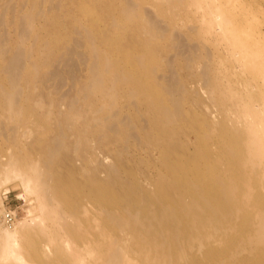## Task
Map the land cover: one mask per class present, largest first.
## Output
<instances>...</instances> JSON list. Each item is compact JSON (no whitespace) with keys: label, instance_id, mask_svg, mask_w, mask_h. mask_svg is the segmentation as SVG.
Wrapping results in <instances>:
<instances>
[{"label":"bare ground","instance_id":"bare-ground-1","mask_svg":"<svg viewBox=\"0 0 264 264\" xmlns=\"http://www.w3.org/2000/svg\"><path fill=\"white\" fill-rule=\"evenodd\" d=\"M18 1L0 0V25ZM97 1L47 0L36 13L45 32L31 35L29 51L0 36V185L19 179L38 209L14 229L0 221V261L29 264L22 247H47L43 255L61 264H264V224L253 238L238 233L243 223L227 226L242 177H264V28L246 29L222 2L145 0L154 16L140 8L135 16L146 23L101 29L99 8L136 12L138 4ZM30 16L18 20L20 39ZM72 33L95 41L89 79L73 78L48 102L34 96L32 68L48 65L63 43L77 45ZM50 73L62 87L63 70ZM37 105L55 107L41 113L45 123ZM34 127L53 135L28 141ZM243 163L251 164L244 176ZM49 211L59 212L50 219L60 232L46 224Z\"/></svg>","mask_w":264,"mask_h":264},{"label":"rangeland","instance_id":"rangeland-1","mask_svg":"<svg viewBox=\"0 0 264 264\" xmlns=\"http://www.w3.org/2000/svg\"><path fill=\"white\" fill-rule=\"evenodd\" d=\"M91 1L93 2L92 4H94L95 0H91ZM104 1H106V0H98L97 3L102 4ZM131 1H133V0H131ZM203 1L216 2V3L222 2L223 3L222 9L227 11V15H231V14L237 15L238 14L241 17H245L244 22L246 25L244 27L246 29H250L254 25H258V24H260L261 27L264 28V0H203ZM48 2H47V0H44V1L38 0L37 5H35V6H33L31 2L28 4L27 0H19L18 2L14 3L15 8L13 7V12H11V11L6 12V14L4 15V18H3V22L0 25V36H1V38L7 39L6 41L13 44V46L15 48H17L19 46L20 48L22 47V48H24V50L26 49L27 51H29L30 46L33 44V38L31 37V35L37 31L38 32L40 31L41 33L45 32L44 31V24L45 23L43 24L44 19H42V14L36 15V13L38 12V10H37L38 8H40L42 12L46 11L48 9V5H49ZM3 4L1 5V8H0L1 12L5 8V6ZM135 4H138L136 7V12H130L128 10L125 11L124 7L122 5H118L116 9H113L114 13L109 12V11L106 12V10L102 13L103 10L102 9L100 10V8H99L98 13H99L100 19L98 22V28H101V29L108 28V25L110 23H112V22L116 23L117 21H122V20L127 21L130 27L136 28L138 25H140L142 23H146V22L141 21V18H138L135 16L136 13L138 12L139 8L141 10L143 9L146 13L149 14V16H154V13H155L154 8L151 5H149V3H147L145 0H140V1L137 0L135 2ZM69 5L70 4H68V6ZM21 7H23V8L21 9ZM62 8H64V7L61 5V9ZM61 9H59V10L58 9H52L49 12V15L50 14H60L61 11L63 10V9L62 10ZM209 9H210V6H205L206 11H208ZM25 12H27V13L32 12V16H30L32 18L28 19V21L26 22L25 30L27 31L26 33H27L28 37L25 39H22V38L20 39V37H19L20 26L18 24V20H20V17L22 15H24ZM31 19H34L35 21H31ZM60 20L62 21L63 17H61ZM65 20L66 21H68V20L73 21L72 17H67ZM9 21H10V23H9ZM66 21H64V22H66ZM31 22L34 23V26L33 25L31 26ZM160 26L163 27L164 22H161ZM108 31H109V29H108ZM152 31L153 30H149L148 33L151 34ZM70 36H71V38H73V40L77 39L76 40L77 45L72 46L70 41L63 43L62 47L57 48L55 50V52H54L55 55L51 56V59L49 60L50 62L47 63L48 65H44V63L41 64L43 67L41 66L40 71L38 70L37 67H36V69H33L32 66L29 65L30 68H32L31 73L37 76L34 83H33V86H32V92H33L34 96L39 95V94L43 95L42 97H44V98H42V99L44 101H47V102L49 101V97H47V94L50 93L51 91L57 92V94H54V96L61 95L62 92L63 93L69 92L72 88V83H70V82H72L73 78L79 79L81 81H84V80L87 81L90 77L89 73L91 70L92 59L89 57L91 55L96 54L95 41H94V39L93 40L91 39V41L87 40L84 42V40H82L81 36H78V34H76V33H72ZM100 36H103V34H101ZM21 40H23V41H21ZM81 44H82V46H80ZM138 47H140L139 42L137 43L136 48H138ZM69 48L70 49L74 48L75 52L73 54H69L68 53ZM104 55L105 54H103L102 56H104ZM52 58H54L55 60H53ZM64 60L68 61L69 62L68 64L72 63L73 67H71V69H69L70 67H66L65 65H62ZM74 61H76V62H74ZM74 63H76V64L74 65ZM54 64L57 65L58 68H61L63 70L65 82H64V85L62 87H59V82H57L58 78L52 76V74L50 73L54 69V66H55ZM70 74H72V76ZM69 76H71V77H69ZM201 83H202V81H199V84H201ZM192 85H194V84H192ZM66 88H68V89H66ZM69 88H70V90H69ZM54 108H55L54 106L51 108H48L47 105H46V107L37 105L35 107V111H37L36 113H39L40 116L35 114L36 115L35 117L38 119V121L40 123H43V122L45 123L46 118L41 116V113L45 112L46 115H49L51 117V115H53L51 112L54 111ZM59 108L64 109V105H62V106L60 105ZM49 109L51 110V112ZM33 130H34V132L28 138V141H31L32 139L34 140V138L38 137V138H40V142H44L45 140H47L49 137H52V135H53L52 131L46 132V134H45L44 132H42V130H38L36 127H34ZM23 149H25L23 152H26L27 154L32 153L31 148L29 150H27L28 148H23ZM254 156H256V153L254 154ZM249 167H251L250 163L249 164L243 163V165L241 167L242 169L239 168L241 170L240 172H242V176H244V173H246L248 171ZM256 169H258V166L256 167ZM253 170H254V168H253ZM228 173H231V172L228 171ZM246 181H247V183H246ZM246 181H243V177H242V180H241V182L237 188V190L238 189H240V191L242 190L241 191L242 196H240V201H237L233 205L232 220L230 221L229 225L227 224V226L230 227V224H231V227H232V226H234L235 223H237V224L243 223V231L238 232V233L241 236L245 235L246 238H248L250 236L253 238L255 236L254 233H256L255 227H256L257 223L259 224V221H260L261 223L264 224V202L258 203L256 201H253V198L256 195L257 196L258 195L264 196V188H263L264 186L262 187L259 184L258 188L253 187L252 188L253 190H251L250 188H251V184L255 183V182H257V184L262 182L261 184H263L264 183V177H261L258 180L257 179L254 180L253 178H250ZM245 189H246V191L243 192ZM257 190H259V191H257ZM248 192H250L251 194H249ZM259 193H261V194H259ZM250 199H251V201H249ZM56 207H59V206H56ZM5 210H10V211L14 212V214L16 215V223L24 221L28 218H32L35 216V214L38 213L36 197L32 194L26 195L22 185L19 182V179H17V178L16 179L11 178V179L7 180L5 183H3L2 185H0V221L2 223H3V220H2L3 219V212ZM235 210L237 211V213ZM57 211H55V212L49 211V213L47 214L48 219L46 220V224L50 225V227L54 228L55 230L58 229V231H59L60 230L59 225H58V223L55 222L58 219V217L56 219H50V218L56 217V214H59V212L57 213ZM59 221H61V220H59ZM6 227H8V226H6ZM14 228L15 227L12 226L11 229H14ZM223 229H225V228H223ZM223 229H221V230H223ZM226 229H227V232L234 231V228H231V229L226 228ZM221 230H218V232H221ZM199 231L200 230H196L194 232H199ZM45 235H47V234H45ZM49 235L50 234H48L47 236H49ZM54 243L55 242H53V244ZM46 249H47V247H45V249H43V250H40V248H39V250H36L35 253H30L29 248L22 247V252H21L22 254L21 255H22V257H24V259H26V262L29 261L31 264H61V261L59 259H57L56 257H54V254H52V253H50L47 256H44L43 253H44V250L46 251ZM6 259L5 260L2 259L3 261H0V264H7L8 262L11 263L14 261L13 259H11V260H8L9 258L7 260ZM16 259L17 258H15V260ZM17 262H19V260ZM13 264H15V262H13ZM20 264H21V262H20Z\"/></svg>","mask_w":264,"mask_h":264},{"label":"built area","instance_id":"built-area-1","mask_svg":"<svg viewBox=\"0 0 264 264\" xmlns=\"http://www.w3.org/2000/svg\"><path fill=\"white\" fill-rule=\"evenodd\" d=\"M3 220L7 226H12L16 222V215L10 210H5Z\"/></svg>","mask_w":264,"mask_h":264}]
</instances>
